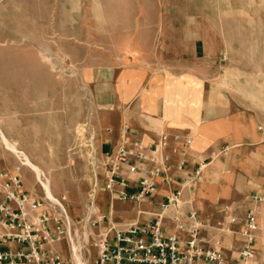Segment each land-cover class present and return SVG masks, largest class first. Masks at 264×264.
<instances>
[{
	"label": "rangeland",
	"instance_id": "374dc122",
	"mask_svg": "<svg viewBox=\"0 0 264 264\" xmlns=\"http://www.w3.org/2000/svg\"><path fill=\"white\" fill-rule=\"evenodd\" d=\"M216 33L223 45L213 57V85L264 125V0H0V129L41 168L53 195L67 196L70 218L83 224L79 233L90 215L107 216L95 232L155 216L105 190L104 156L112 150L97 147L99 113L87 72L145 58L161 68H192L206 56L195 42ZM15 154L0 137L8 168L18 164ZM22 172L27 191L47 196L34 170L24 165ZM251 196L231 210L258 215L255 263L264 264V201ZM221 209L199 212L211 221L212 232L203 233L209 241L227 220Z\"/></svg>",
	"mask_w": 264,
	"mask_h": 264
},
{
	"label": "built area",
	"instance_id": "2783aa9c",
	"mask_svg": "<svg viewBox=\"0 0 264 264\" xmlns=\"http://www.w3.org/2000/svg\"><path fill=\"white\" fill-rule=\"evenodd\" d=\"M129 134L125 124L121 143L104 156L105 190L113 200L140 203L153 197L161 183L171 181L167 174L172 167L170 140L180 141L181 135L165 132L152 145H145L131 140ZM191 143L190 137L184 140V146ZM15 157L18 164L12 168L0 157V264H79L74 246L80 248L85 264H256L260 224L253 210L240 216L228 206L221 209L227 215L226 222L219 223L222 230L234 232L233 227L239 226V247L235 250L223 247L220 240L211 244L203 234L211 224L198 210L182 209L183 192L201 181L206 159L201 158L196 169L165 197L153 220L122 227L109 222L95 232L93 228L107 216L90 215L89 226L79 233L83 224L69 219L67 196L53 200L27 191L24 161L17 154ZM179 165L183 168L186 160ZM251 199L264 201L257 194ZM171 207L174 212L167 216Z\"/></svg>",
	"mask_w": 264,
	"mask_h": 264
},
{
	"label": "crops",
	"instance_id": "0c3cea01",
	"mask_svg": "<svg viewBox=\"0 0 264 264\" xmlns=\"http://www.w3.org/2000/svg\"><path fill=\"white\" fill-rule=\"evenodd\" d=\"M222 45L218 33L200 37L194 50L206 56L192 68H161L145 58L87 72L99 113L97 147L103 153L121 143L125 124L130 128L129 138L145 145H152L165 132L181 135L180 141L170 140L172 167L167 174L171 181L161 183L153 197L136 203L134 209L156 215L165 197L196 169L201 158L207 161L201 181L185 189L180 199L185 211L213 214L227 206L237 209L240 202L248 205L250 195L264 196V125L255 110L240 107L236 102L241 100L235 95L213 85V57L221 52ZM187 137L192 143L184 146ZM182 159L186 165L180 168ZM154 217L139 216L136 221L148 222ZM166 221L170 222L168 218ZM233 228L234 232L214 230L215 239L219 237L228 249L239 247V226ZM211 229L207 227L206 234ZM216 242L210 241L213 245Z\"/></svg>",
	"mask_w": 264,
	"mask_h": 264
},
{
	"label": "bare ground",
	"instance_id": "6f19581e",
	"mask_svg": "<svg viewBox=\"0 0 264 264\" xmlns=\"http://www.w3.org/2000/svg\"><path fill=\"white\" fill-rule=\"evenodd\" d=\"M0 137L1 140L3 141V143L6 144V146L12 150L14 153L18 154L19 156L23 157L22 160L24 161V165H27L29 168H31L32 170H34V172L36 173V175L38 176L39 180L41 181V183L44 185V188L46 190V194L48 196V198L51 199H56L57 197L53 195L52 190L50 188V183H49V178L47 176H45L44 172L41 170V168L34 164V162H32L22 151H20L16 145L14 143H12L7 135L0 129ZM46 196V197H47ZM95 205V203H94ZM69 219L70 215H69ZM74 255L77 258L79 264H85V261L81 258L80 256V248L77 246H74Z\"/></svg>",
	"mask_w": 264,
	"mask_h": 264
}]
</instances>
